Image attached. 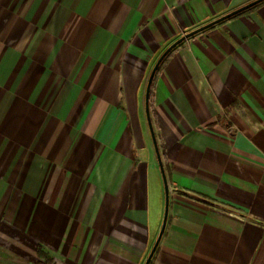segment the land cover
Masks as SVG:
<instances>
[{"label":"crops","instance_id":"0c3cea01","mask_svg":"<svg viewBox=\"0 0 264 264\" xmlns=\"http://www.w3.org/2000/svg\"><path fill=\"white\" fill-rule=\"evenodd\" d=\"M252 1L0 0V264L144 263L151 71ZM149 114L150 264H264V0L169 51Z\"/></svg>","mask_w":264,"mask_h":264},{"label":"water","instance_id":"95a60500","mask_svg":"<svg viewBox=\"0 0 264 264\" xmlns=\"http://www.w3.org/2000/svg\"><path fill=\"white\" fill-rule=\"evenodd\" d=\"M263 0H253L252 2H249L199 28H196L195 30H192L188 33H186L185 35H183L182 37H180L179 39H177L176 41H174L161 55L160 57L158 58L156 64L154 65L152 71H151V74L149 76V79H148V83H147V89H146V112H147V119H148V124H149V127H150V131H151V135H152V139H153V142H154V146H155V149H156V154H157V159H158V164H159V167H160V170H161V174H162V177H163V182H164V193H165V203H164V213H163V219H162V224H161V227H160V230H159V233L157 235V238L148 254V256L146 257L145 261L143 264H150L151 260H152V257L162 239V236L164 234V231H165V227H166V223H167V218H168V210H169V188H168V183H167V179H166V176H165V173H164V168H163V164H162V160H161V156H160V152H159V149H158V146H157V142H156V138H155V135H154V131L152 129V124H151V120H150V114H149V92H150V86H151V83H152V80H153V77H154V74L156 72V70L158 69L159 67V64L161 63V61L163 60V58L166 56V54L171 51L177 44H179L182 40H184L185 38H188V37H191L197 33H200L202 31H204L205 29L223 21V20H226L236 14H239L247 9H249L250 7L256 5L257 3L261 2Z\"/></svg>","mask_w":264,"mask_h":264},{"label":"rangeland","instance_id":"374dc122","mask_svg":"<svg viewBox=\"0 0 264 264\" xmlns=\"http://www.w3.org/2000/svg\"><path fill=\"white\" fill-rule=\"evenodd\" d=\"M162 179H163V177H162ZM163 184H164V182H163ZM5 260H6V259L2 258V260H1L2 263H3ZM29 264H33V263H32V262H31V263L29 262Z\"/></svg>","mask_w":264,"mask_h":264},{"label":"trees","instance_id":"16d2710c","mask_svg":"<svg viewBox=\"0 0 264 264\" xmlns=\"http://www.w3.org/2000/svg\"><path fill=\"white\" fill-rule=\"evenodd\" d=\"M258 4V3H257ZM254 7V6H253ZM41 253V252H40Z\"/></svg>","mask_w":264,"mask_h":264}]
</instances>
